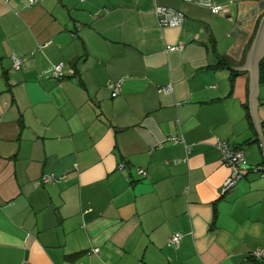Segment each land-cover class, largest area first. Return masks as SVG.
<instances>
[{
	"label": "crops",
	"instance_id": "1",
	"mask_svg": "<svg viewBox=\"0 0 264 264\" xmlns=\"http://www.w3.org/2000/svg\"><path fill=\"white\" fill-rule=\"evenodd\" d=\"M212 1L0 0V264H264V150L234 69L264 0ZM258 87L264 138V54ZM218 141L246 159L227 193Z\"/></svg>",
	"mask_w": 264,
	"mask_h": 264
},
{
	"label": "built area",
	"instance_id": "2",
	"mask_svg": "<svg viewBox=\"0 0 264 264\" xmlns=\"http://www.w3.org/2000/svg\"><path fill=\"white\" fill-rule=\"evenodd\" d=\"M42 0H27L29 5L39 4ZM187 4H193L201 7H205L211 11L212 14L217 15L221 12V7L214 4L212 0H183ZM156 17L158 19L159 26L161 28H175L181 27L185 22V16L179 11L169 9L167 7H159L156 9ZM182 46L169 47L168 50H181ZM13 68L15 71H20L22 69L23 60L17 56H12ZM63 76V64H58L53 66L52 77L55 79H60ZM121 84L116 83L113 88L112 96L116 97L120 93ZM170 88L167 89V91ZM174 141H179L174 139ZM216 148L221 153V159L223 164L228 167L231 171L230 177L224 184L223 192H228L230 189L235 187L246 175V159L243 151L236 150L228 145V143L223 141H218ZM254 173L259 174L264 178V162L261 166L253 169ZM43 184H51L57 182L58 179L54 175H44L42 177ZM180 242L179 236H174L171 239V245H177ZM93 253L99 254V250L95 249ZM257 256H261L258 254Z\"/></svg>",
	"mask_w": 264,
	"mask_h": 264
},
{
	"label": "water",
	"instance_id": "3",
	"mask_svg": "<svg viewBox=\"0 0 264 264\" xmlns=\"http://www.w3.org/2000/svg\"><path fill=\"white\" fill-rule=\"evenodd\" d=\"M264 54V18L261 21L260 28L256 35V38L253 42V46L250 49V52L247 55V61L244 67L242 68H234L236 72L248 71L250 72V96H249V110L250 116L252 117L253 124L255 127V131L258 134L259 139L262 142L263 150H264V138L262 135V131L259 125V117L257 113V105L258 100H256V96L259 93L258 87V61Z\"/></svg>",
	"mask_w": 264,
	"mask_h": 264
},
{
	"label": "trees",
	"instance_id": "4",
	"mask_svg": "<svg viewBox=\"0 0 264 264\" xmlns=\"http://www.w3.org/2000/svg\"><path fill=\"white\" fill-rule=\"evenodd\" d=\"M63 76H64V75H63ZM63 76H62V77H63ZM245 169H246V166H245ZM256 174H257V173H256ZM245 177H246V175H245ZM245 177H244V178H245ZM244 178H243V179H244ZM243 179H242V180H243ZM238 184H239V183H238ZM238 184H237V185H238ZM237 185H236V186H237ZM236 186H235V187H236ZM235 187H233L232 189H234ZM232 189H230L229 191H231ZM229 191H228V192H229ZM226 193H227V192H226Z\"/></svg>",
	"mask_w": 264,
	"mask_h": 264
}]
</instances>
